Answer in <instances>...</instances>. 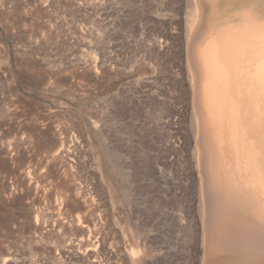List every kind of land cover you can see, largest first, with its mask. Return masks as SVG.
I'll return each instance as SVG.
<instances>
[{
	"label": "rangeland",
	"instance_id": "rangeland-1",
	"mask_svg": "<svg viewBox=\"0 0 264 264\" xmlns=\"http://www.w3.org/2000/svg\"><path fill=\"white\" fill-rule=\"evenodd\" d=\"M196 18L0 0V264H203L193 53L216 23Z\"/></svg>",
	"mask_w": 264,
	"mask_h": 264
},
{
	"label": "bare ground",
	"instance_id": "bare-ground-1",
	"mask_svg": "<svg viewBox=\"0 0 264 264\" xmlns=\"http://www.w3.org/2000/svg\"><path fill=\"white\" fill-rule=\"evenodd\" d=\"M193 4L196 23H216L193 53L202 138L192 148L210 203L203 264H264V0Z\"/></svg>",
	"mask_w": 264,
	"mask_h": 264
}]
</instances>
